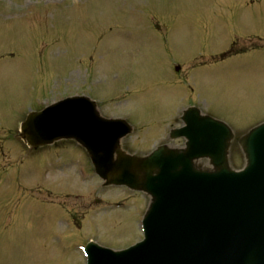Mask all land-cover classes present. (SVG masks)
Instances as JSON below:
<instances>
[{
    "label": "rangeland",
    "instance_id": "1",
    "mask_svg": "<svg viewBox=\"0 0 264 264\" xmlns=\"http://www.w3.org/2000/svg\"><path fill=\"white\" fill-rule=\"evenodd\" d=\"M73 93L133 123L136 151L168 142L190 106L244 133L264 122V0H0V264H85L93 241L143 236L144 193L104 192L77 144L30 155L16 136Z\"/></svg>",
    "mask_w": 264,
    "mask_h": 264
},
{
    "label": "water",
    "instance_id": "2",
    "mask_svg": "<svg viewBox=\"0 0 264 264\" xmlns=\"http://www.w3.org/2000/svg\"><path fill=\"white\" fill-rule=\"evenodd\" d=\"M185 115L186 126L172 136L186 137L187 147L164 146L145 157L122 151L121 141L132 127L103 118L87 98L60 102L23 123L20 138L31 149L74 139L108 183L152 193V204L162 203L161 215L155 217V210L148 217L142 244L122 253L92 246L90 264H264V127L240 139L247 168L235 173L228 157L234 137L230 127L200 116L196 108ZM194 118L212 125L206 134ZM196 158H208L213 168H201ZM188 184L193 186L188 189ZM185 193L195 194L199 210L178 204Z\"/></svg>",
    "mask_w": 264,
    "mask_h": 264
}]
</instances>
